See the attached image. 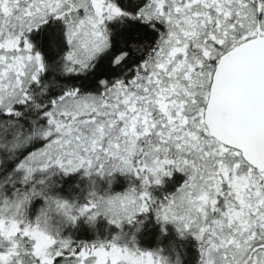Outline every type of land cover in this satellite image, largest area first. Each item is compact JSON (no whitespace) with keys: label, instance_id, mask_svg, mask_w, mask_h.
Instances as JSON below:
<instances>
[{"label":"snow or ice","instance_id":"obj_1","mask_svg":"<svg viewBox=\"0 0 264 264\" xmlns=\"http://www.w3.org/2000/svg\"><path fill=\"white\" fill-rule=\"evenodd\" d=\"M0 264H264V0H0Z\"/></svg>","mask_w":264,"mask_h":264},{"label":"trees","instance_id":"obj_2","mask_svg":"<svg viewBox=\"0 0 264 264\" xmlns=\"http://www.w3.org/2000/svg\"><path fill=\"white\" fill-rule=\"evenodd\" d=\"M156 246V242L155 241H152L151 243H149V244H146L145 245V247H155ZM161 246H163V245H161Z\"/></svg>","mask_w":264,"mask_h":264}]
</instances>
